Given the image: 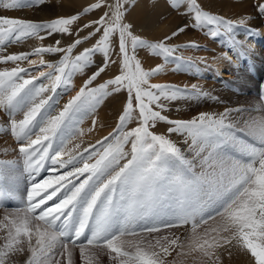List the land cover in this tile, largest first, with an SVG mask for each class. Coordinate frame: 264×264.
I'll return each instance as SVG.
<instances>
[{"label": "snow or ice", "instance_id": "6c2138e0", "mask_svg": "<svg viewBox=\"0 0 264 264\" xmlns=\"http://www.w3.org/2000/svg\"><path fill=\"white\" fill-rule=\"evenodd\" d=\"M40 2L0 0L6 10ZM127 2L96 0L81 12L43 22L0 15L3 52L10 43L42 41L41 32L71 35L82 15L106 8L98 19L76 29L77 34L92 31L65 47L57 40L0 55V64L14 65L0 68V111L9 117L8 130L18 144L20 175L28 178L23 189L10 182L21 161H0V264H18L13 257L25 253L23 264H74L77 249L81 264H99L101 253L109 264H220V252L231 255L232 248L249 253L254 264H264V90L260 102L247 108L200 112L187 120L164 115L162 100L208 93L197 85L150 83L164 65L145 69L138 49L165 63L176 61L179 70L182 64L195 65L174 55L177 50L200 45L167 42L188 25L159 41L134 34L125 22ZM183 4L193 28L206 29L212 37L223 32L232 47L243 48L232 33L245 18L234 22L203 9L197 0H172L174 8ZM258 8L264 12V2ZM97 35L93 45L72 54ZM114 42L116 60L111 58ZM97 53L104 63L54 112L58 90L69 91L74 75L92 66ZM44 54H59V59L46 61ZM25 61L28 67L22 66ZM109 63L118 64V73L92 87ZM39 68L45 70L32 75ZM121 92L125 102L113 131L82 147L83 141L76 140L84 134L79 128L83 118L104 98ZM132 121L136 125L128 128ZM160 122L170 125L166 133L154 131ZM173 134L183 137L193 159ZM44 171L48 175L40 178Z\"/></svg>", "mask_w": 264, "mask_h": 264}, {"label": "rangeland", "instance_id": "374dc122", "mask_svg": "<svg viewBox=\"0 0 264 264\" xmlns=\"http://www.w3.org/2000/svg\"><path fill=\"white\" fill-rule=\"evenodd\" d=\"M150 0H128L125 4L126 13H125V22L132 25V31L134 34L141 36L142 38L148 39L150 41H159L162 40L165 36H170L174 29L172 27L177 23L174 22L175 17L179 18L183 23L182 26L188 25L185 28L186 31L194 33L197 38L194 40L192 38H184L183 35H178L171 40L167 41L172 45L186 44L189 42H195L200 45L199 48H180L174 54L179 57H183L184 61H189L195 67H189L187 64H182L180 69L177 70V62L170 60L165 63L161 57L151 55L146 49H138L137 56L140 59L142 66L145 69H151L157 64H163L164 69L161 74L155 75L150 78V83H170L176 85L180 88L191 89L192 85H197L202 91L207 92V96H186L179 98L173 101L162 100L161 103L166 105V111L163 112L164 115L169 116L172 119H191L200 112H212L219 113L222 112L225 108H236V107H249L250 105L257 104L260 102V94L264 90V58L260 59H247L244 65L238 66L235 62L232 64L229 69L232 77H224L222 73H218L216 65L212 64L213 59H216L223 54V50L229 49L230 41L227 34L222 32L221 35L212 37L207 34V30L193 28L191 26L190 15L183 14L186 10L187 5L183 4L179 8L172 7V0H161L165 3L167 12L163 14L159 13L156 16L151 18H143L140 20L131 21L130 18L137 12L138 6L142 3H148ZM221 2H235V5H239V9L234 8L233 6H228V11L231 13H237L233 18H237L243 11L244 8H247L250 11L258 9V5L263 0H242L241 2H236L238 0H220ZM96 0H42V2L37 3L32 7H23L12 10H6L0 4V15L20 18L25 20H31L34 22H43L48 21L60 16L73 15L77 12H81L82 9L89 4L95 3ZM113 0H108V3H112ZM198 2V1H197ZM200 4V3H199ZM201 5V4H200ZM203 9L212 12L211 10L201 6ZM106 11L105 7H102L98 10H94L90 13L82 15L79 20L72 27V34H53L48 36L45 32H41L40 35L45 36V39L38 40L39 45H54L57 40L60 41V46L65 47L70 44L77 35L86 36L88 32L92 31V28H88L77 34L76 29L81 25L87 23L88 21L98 19L103 12ZM218 15H221L227 19L231 17L212 12ZM236 22V21H234ZM180 26V27H182ZM264 26V19L256 26H251L253 29H257ZM241 26H236L232 35L235 37V31ZM164 31H162V30ZM170 31V32H169ZM175 31V30H174ZM161 34V36H160ZM198 37L200 39H198ZM236 38V37H235ZM35 38H29L18 44H7L3 50L0 52V55H8L19 52L30 51L33 47L38 45L34 44L33 41ZM91 39L88 40V42ZM24 42H28L25 51L20 50V45ZM32 45V46H29ZM84 45V43H83ZM228 45V46H227ZM226 46V47H225ZM244 47V46H243ZM102 55L100 54L99 57ZM35 57V60H38V56H31L30 59ZM249 58V56H247ZM44 59L46 61H55L59 59V54H44ZM151 64V65H150ZM236 64V65H235ZM12 63L0 64V68L3 67H13ZM22 66L28 67L27 62L25 61ZM234 66V67H233ZM237 67V68H235ZM227 68V67H226ZM198 69V70H197ZM237 69V70H236ZM45 69L39 68L32 71V75H36L38 71H43ZM91 70L86 68L83 73H77L83 75L88 73ZM220 72V71H219ZM104 73H101L97 78L103 77ZM77 77L72 78L71 88L67 92H63L62 89L58 90L61 92V95L58 96V103L56 105L55 111H58L63 107V104L67 100L76 94L80 89V79ZM96 79L94 82H97ZM48 83V81H43ZM126 93L121 92L119 94H112L104 98L102 103L93 111L92 113L86 115L83 118L82 123H80L79 128L83 130V136L77 134V139L84 138L86 136L95 137L91 142L94 144L97 140H100L102 137L107 136L116 126L119 115L122 112V106L125 102ZM119 97V98H118ZM215 97L216 99H213ZM112 98V99H111ZM121 104V110L116 115V120H114L113 126L108 127L107 122L101 121V113L106 111V109H113L119 107ZM255 115L256 113H252ZM22 115V114H21ZM240 115V114H234ZM248 113L243 114V118H247ZM20 116L17 117L19 119ZM8 120L9 117L3 112L0 111V161H21L19 165V173L12 172L9 176V181L18 183L21 188L27 184V174L20 175L23 171L22 160L18 152V144L15 141V138L11 135L8 130ZM93 120L96 121L95 126H93ZM136 125L135 121L129 123L128 128L134 127ZM170 125L160 122L154 129L158 133H166L167 128ZM111 128V129H110ZM92 129V131H88ZM97 130V131H96ZM127 130V129H125ZM100 131V132H99ZM106 132V133H105ZM173 140L179 142V146L184 150L185 155L188 159H193L194 153L188 151V145L184 144L183 137H179L175 134L171 137ZM190 143V141H189ZM71 146V145H70ZM87 147V146H86ZM196 168L195 171L199 172L201 169L199 167V162L195 161ZM48 175L47 171L42 172L41 177ZM12 205H9L11 207ZM3 215V208H0V216ZM231 255L228 254V251L222 250L220 252V264H237L240 260L239 254L241 250L232 248L230 249ZM27 253L23 256L17 255L13 257L18 264H23V261L26 259ZM175 254H173L174 257ZM170 257L169 259H172ZM74 264H81L79 251L78 249L74 253ZM99 264H109V258L106 254L101 253L99 256ZM185 264H192L191 260H186Z\"/></svg>", "mask_w": 264, "mask_h": 264}, {"label": "bare ground", "instance_id": "6f19581e", "mask_svg": "<svg viewBox=\"0 0 264 264\" xmlns=\"http://www.w3.org/2000/svg\"><path fill=\"white\" fill-rule=\"evenodd\" d=\"M197 1L198 3L201 4V6L211 10L212 12L214 11L216 13L231 17L236 22L242 18H245V24L240 28H237L235 31L236 39L240 41L244 47L243 48L232 47L230 44H228L230 46L229 49L227 48L223 50V54L221 53L219 57L211 60L212 64L216 65L218 73H222V76L224 77H232V75L229 72V69L231 68L230 66L232 65L230 63L234 64L235 62L238 66H241L244 65L247 59L253 58V59H259L258 61H260V59L264 58V26L257 29L251 28V26H256L258 23L263 21L264 12H260L258 9L249 12V10L246 9L247 8L246 6V8H244V11L237 18H233V16L231 15H235L237 13H231L227 9L228 6H233L234 8L240 10L239 5H235V2L225 3V2H221L220 0H197ZM241 1L242 0H238L236 2H241ZM138 10L139 12L135 13L130 18L131 21L140 20L143 18L153 19V17L159 13H161L163 16V14L167 12L166 5L161 0H150L148 3H142L138 6ZM228 13L231 15H228ZM174 22H177L172 27V29L174 30H176L178 27L183 25V23L177 17H175ZM181 34L183 35L184 38H192L194 40L197 38L195 35H193L194 33L186 30L178 35ZM198 39L200 38L198 37ZM33 43L36 45L40 44V42L37 39H35ZM27 44L28 42H24L23 44H21L20 50L25 51L24 48H26ZM225 56H227L228 58L226 59ZM247 56H249V58ZM34 58L35 57H33L32 59ZM120 110H121V104L119 107L108 110L106 109V111L101 113L102 123L103 121H105L107 122L108 127H112L114 120H116L115 119L116 115ZM95 137L96 136L94 137L86 136L84 138L77 139L76 142L82 140L83 141L82 147H86L89 143H91L95 139ZM239 256H240V260L237 264H254L253 258L250 256L249 253L242 251L241 254H239Z\"/></svg>", "mask_w": 264, "mask_h": 264}, {"label": "crops", "instance_id": "0c3cea01", "mask_svg": "<svg viewBox=\"0 0 264 264\" xmlns=\"http://www.w3.org/2000/svg\"><path fill=\"white\" fill-rule=\"evenodd\" d=\"M99 36L97 35L96 37H93L91 38V41L88 42L85 41L84 42V45L83 43L78 45L75 49H73V55L75 56L76 54H78L80 51H82L84 48L86 47H90L91 45H93L96 41V39H98ZM114 49L115 51L112 53V59L113 60H116L118 59L117 55H116V52H118V47L116 46V43L114 42ZM99 53L95 54L94 57H93V60H94V64L92 66H89L87 68H90L91 70H94V71H90L88 73H85L83 75H80V74H76L74 75L75 77H77L76 79H80V87L83 85L84 81L87 80L89 78V76L92 75L93 72H95L97 70V68H99L103 63H104V57L101 56L99 57ZM146 68V67H145ZM119 71V67H118V64H113V63H109V65L106 67L105 71L103 72L104 75L103 77L101 78H97V82H94L92 83V87H95L96 85L104 82L105 80L113 77L114 75H116Z\"/></svg>", "mask_w": 264, "mask_h": 264}]
</instances>
